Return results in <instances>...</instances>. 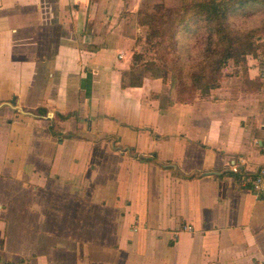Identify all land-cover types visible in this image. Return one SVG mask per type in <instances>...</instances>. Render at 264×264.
Returning <instances> with one entry per match:
<instances>
[{"label": "crops", "instance_id": "1", "mask_svg": "<svg viewBox=\"0 0 264 264\" xmlns=\"http://www.w3.org/2000/svg\"><path fill=\"white\" fill-rule=\"evenodd\" d=\"M142 3L0 0V264H264L254 54L182 99L140 68Z\"/></svg>", "mask_w": 264, "mask_h": 264}, {"label": "rangeland", "instance_id": "2", "mask_svg": "<svg viewBox=\"0 0 264 264\" xmlns=\"http://www.w3.org/2000/svg\"><path fill=\"white\" fill-rule=\"evenodd\" d=\"M142 1V10L158 17L163 15L165 19L156 23L155 26L153 24L142 25L141 34L136 39L142 52L140 68L148 75H157L167 79L170 89L178 92L180 98L189 99L197 89L195 90L193 86L181 85V83L189 79L191 69H194L196 63L201 59L206 33L204 28L195 26L182 31L183 25L177 24L176 20L173 22L171 20L177 16L180 8L184 5L201 0ZM246 13L230 14L228 18L230 27L245 31L262 24L264 20L263 8ZM145 15L143 14V16ZM156 31L159 33L154 36L153 33L155 34ZM262 36L257 38L261 39ZM255 51L257 52V49Z\"/></svg>", "mask_w": 264, "mask_h": 264}, {"label": "trees", "instance_id": "3", "mask_svg": "<svg viewBox=\"0 0 264 264\" xmlns=\"http://www.w3.org/2000/svg\"><path fill=\"white\" fill-rule=\"evenodd\" d=\"M248 6L252 11L256 6L264 9V0H201L180 8L171 22L176 20L177 24H182V31L195 26L204 28L206 33L201 59L191 69L189 79L181 85L193 86L195 90L206 93L217 85L221 68L229 59L240 61L246 54L255 52L258 48L255 39L264 35V20L259 27L245 31L232 29L228 21L232 13L248 14ZM164 19L165 16H154L142 8L137 11V20L142 25L155 26ZM158 33L156 31L153 35L157 36Z\"/></svg>", "mask_w": 264, "mask_h": 264}, {"label": "built area", "instance_id": "4", "mask_svg": "<svg viewBox=\"0 0 264 264\" xmlns=\"http://www.w3.org/2000/svg\"><path fill=\"white\" fill-rule=\"evenodd\" d=\"M254 54L256 61L255 66L258 69V75L264 78V53L257 51ZM240 183L242 186H247L255 192H264V167L255 171L252 175H245L241 178Z\"/></svg>", "mask_w": 264, "mask_h": 264}, {"label": "water", "instance_id": "5", "mask_svg": "<svg viewBox=\"0 0 264 264\" xmlns=\"http://www.w3.org/2000/svg\"><path fill=\"white\" fill-rule=\"evenodd\" d=\"M40 111V110H39ZM41 113V112H40Z\"/></svg>", "mask_w": 264, "mask_h": 264}]
</instances>
